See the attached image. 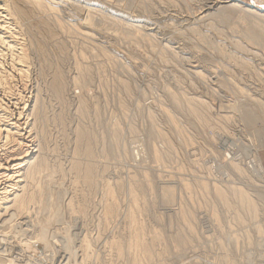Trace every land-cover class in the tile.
I'll list each match as a JSON object with an SVG mask.
<instances>
[{"label":"rangeland","instance_id":"374dc122","mask_svg":"<svg viewBox=\"0 0 264 264\" xmlns=\"http://www.w3.org/2000/svg\"><path fill=\"white\" fill-rule=\"evenodd\" d=\"M221 1L46 0L44 2L48 4L47 7L50 5L48 10L37 12L36 16L31 18L32 20H21L16 27L19 30L22 26L20 34L13 40L22 44L21 46L24 45L27 58H29L22 76H17L13 65L10 66L12 52L10 49L6 50L7 46L4 49L5 44L1 43L0 54L3 53V55L1 54L0 58H6L0 60L7 71L13 74V78L9 74L10 77L6 76L7 84L9 83L13 90L21 88L27 96L32 95L31 97L34 98L36 94L41 110L46 112H43L44 115L39 118L42 119L47 115L41 120L43 123L37 119L35 129L31 130L29 143L33 147L37 144L41 147V153L44 155L42 159L43 161L46 159V164H48L46 170L50 171L47 173L45 166L41 173L42 183L45 182L43 183L46 189L44 192H48V196L53 200V208L57 211L60 208L62 213L60 212L59 216L63 217H58L56 224L51 223L44 227L46 236L41 238L43 241H34L26 250L22 249L24 246L21 244L22 248L16 245V249H10V244H8L10 241H7L8 235L15 238L12 233L15 231L13 225L17 221L21 222V219L17 220L20 217L16 216L15 223L14 217L9 218L8 221H13L8 222L5 229L0 223V264H80L76 262L74 256L79 252L78 250H82V238H88L89 241L92 239L88 243L92 244L88 246V250L89 247L92 248L89 250L91 258L85 260L86 264L129 263L127 261H130L132 256L128 255L131 252L129 253L126 249L123 255L125 258L123 259V256L118 258V255H115V249L111 248L107 241L116 237L119 241L122 239L124 243L126 242V244L122 243L125 246L129 241V221L126 222L127 216L124 214L128 212L126 202L130 199L127 183H131L132 179L136 180L137 188L141 185V191H138L142 198H145L141 200L142 202H138L139 208H142L139 209L140 222L142 226L146 225L142 231L145 232L142 235L146 238L143 239L151 240V243L155 241L154 245L152 243V249L155 247L152 260H149L150 263L144 261L142 264H167V262L168 264H196L195 262L198 264H264V2L241 0L250 7L248 10H241V12L237 10L229 18L221 19L217 17L218 11L221 7L230 4ZM39 17L48 20L55 29L53 37L43 38V41L41 38L44 56L38 53L35 37L29 27V25L33 26L32 21ZM23 21L28 26L26 23L23 25L24 23H21ZM58 24L61 25L62 31H59ZM30 38L34 39L35 43ZM19 39L22 41L19 42ZM80 66L90 73L85 70L88 73L87 75L85 73L86 79L89 78L86 80L87 83H83L85 85L74 81L80 74ZM56 67L62 72L66 83L62 97H57L58 94L53 95L52 88L49 86L52 71ZM11 90L12 88L6 89L8 94L12 92L10 95L5 94L6 102L12 100L13 90ZM172 94L178 97L177 101L182 106L175 101L178 104L177 107ZM80 96L84 100L88 97L85 103L89 108L85 109L87 111L83 113L84 115L79 110ZM189 98L193 101L196 99L206 101L208 118L205 114L202 120V115L199 117L188 111ZM11 109L13 111L14 107H10ZM246 110L254 114L253 121L244 118ZM26 115L27 111L24 110L25 118ZM193 118L196 119L193 120ZM29 119H27L28 122L32 120V117L29 116ZM76 127L86 128L85 131L88 129V134H92L93 138L95 135L93 142L95 146L93 147L92 144V148L95 149L97 155L93 158V163H96L97 168L95 178L97 190L94 189V192H97L95 195L94 192L91 194L88 192L90 200L86 210L84 209L87 215L80 210L82 206L78 207L83 199L81 195L87 193V191L80 190L85 187L81 183L83 181L77 178L79 179L76 180L78 188L72 183L76 175H73L75 170L72 171L76 165V161L74 163L73 160L79 157L73 153L77 141ZM154 129L161 134L156 135ZM114 130L118 133H114ZM104 154H107V157ZM80 156L78 163L81 162L80 159L82 162L84 159L82 155ZM256 156L261 163L260 176L255 174L257 173L254 164ZM70 162L74 165L72 166ZM239 169L243 171L240 173ZM69 171H71L70 174ZM129 178L132 179L129 180ZM44 180H48V183ZM148 180L154 187L150 186ZM55 182L56 188H54ZM119 182L121 184L124 182V184L121 185ZM194 182H196L195 186L200 188L199 190L193 188ZM105 183L111 184L114 203L117 205L115 206L116 218H113L109 227H102L98 220L103 213V208H101L103 207V203L101 204L103 191L101 190H104ZM188 184L192 187L190 188ZM216 184L230 193L231 198L234 197L231 194L233 190L243 187L247 196L254 200L259 209L256 208L254 214L248 211L246 213L240 207L239 201H235L234 207H228L213 192ZM233 184L238 187H234ZM166 185L172 189V198L171 196L167 198L165 195L163 189L167 188H165ZM84 190L87 189L84 188ZM201 195L206 196L209 203ZM74 196H77V199ZM73 199L78 200L76 204ZM69 201L73 205L74 213H71L72 209H68L65 205L70 203ZM35 203L39 206L40 199ZM92 204L96 206L93 208ZM183 208L189 211L188 219L191 227H188L179 215ZM45 210L46 208L42 212L37 211L39 216L35 215L37 214L36 209L35 212L32 211L34 213L30 212L31 217L29 218H32V223L31 220L30 223H22L20 228L16 227L21 232L18 229L16 232L30 234L33 232L34 223L35 228L38 231L41 230L39 226L43 227L44 219L49 217H47L48 209ZM159 213L161 216L158 215ZM157 216L160 219H157ZM58 225H62L63 231L56 228ZM175 229L181 232H176ZM156 231L159 233L157 236L154 234ZM57 233L60 234L59 236H68L69 246L60 245ZM177 235L186 241L178 242ZM154 237H157V241ZM15 243L19 241L14 240ZM34 243H39V245ZM163 247L165 248L162 249ZM107 254L112 256L111 260ZM177 259L179 263L174 261Z\"/></svg>","mask_w":264,"mask_h":264},{"label":"bare ground","instance_id":"6f19581e","mask_svg":"<svg viewBox=\"0 0 264 264\" xmlns=\"http://www.w3.org/2000/svg\"><path fill=\"white\" fill-rule=\"evenodd\" d=\"M44 1H46V0H44ZM43 0H0V9H2V12H0V46L2 47V45H1V43L2 44H5V45H3V48L5 47V46H7L6 48V50H8V49H10V51L12 52V54H10V53H8V54H10L11 55V57H12V55H13V57H12V60H11V62L10 63H12L10 66H12L13 67V69L15 70V71H17L16 72V74H17V76L18 75H21V74H23V72L26 70L25 68H24V66H27L26 64H27V59H29V58H27V53H26V50H25V48L23 47V46H21L22 44H19L18 42H14L15 40H13L14 38H16V37H18L17 35H19L20 34V32L19 31H21L20 30V28L22 27H20L19 28V30H17L16 29V27H18V25H19V22L21 21V20H25V19H31V18H33V16L35 15L36 16V14H37V12H39V11H41V12H43L45 9H47L48 10V7L50 6H48L47 7V5L48 4H45V2H44ZM221 1V0H220ZM260 1H262V2H264V0H260ZM221 2H229L230 4H228L227 6H224V7H221V9L218 11V13H217V17H220L221 19H227V18H229L230 16H232L233 14H235L236 12H237V10H239L240 12H241V10L242 11H246V10H248V8H250V7H248L245 3H243L241 0H223V1H221ZM47 3V2H46ZM52 3H53V1H52ZM52 6V5H51ZM238 7H239V9H238ZM50 9V8H49ZM54 9V8H53ZM51 10V9H50ZM251 10V9H250ZM258 10H261V9H258ZM46 11V10H45ZM49 12H52V11H49ZM50 19V18H49ZM32 20V19H31ZM51 20V19H50ZM30 21V20H29ZM29 21H27V22H29ZM33 22V26L32 25H29V27H30V29H31V31H32V35H34V37H35V41H36V48H37V50L39 51L38 53H41V54H43V56H44V48H43V44L41 43V38H42V41H43V38H48V37H53V35L55 34V29L53 28V26H51L50 25V23L48 22V20H46L45 18L43 19H40V17L38 18V19H35V20H33L32 21ZM51 22V21H50ZM21 23H24V21L23 22H21ZM26 23V22H25ZM25 23L23 24V25H25ZM53 23H54V21H53ZM57 23V22H56ZM61 23V22H60ZM59 23V24H60ZM30 24V23H29ZM32 24V23H31ZM55 24V23H54ZM58 24V25H59ZM20 25H22V24H20ZM26 25H27V23H26ZM58 25H57V27H58ZM28 26V25H27ZM32 26V27H31ZM64 26V25H63ZM62 26V27H63ZM59 27H60V30L59 31H62L61 30V25H59ZM23 30V29H22ZM31 31H30V34H31ZM58 32V31H57ZM86 32V31H85ZM22 33V32H21ZM140 33V32H139ZM25 34V33H24ZM28 34V33H27ZM61 34V33H60ZM21 36H23V33H22V35ZM21 36H19V38L21 37ZM28 36V35H27ZM31 36V35H30ZM29 36V37H30ZM147 36V35H146ZM150 36V35H149ZM33 37V36H32ZM22 38V37H21ZM27 39H28V37H27ZM31 40H32V38H30ZM20 41L19 42H21L22 40L21 39H19ZM26 40V39H25ZM34 40V39H33ZM32 40V41H33ZM16 41H18V40H16ZM29 41V40H28ZM48 41H50V40H48ZM31 42V41H30ZM34 42V41H33ZM25 43V42H24ZM35 43V42H34ZM50 43V42H49ZM57 43H59V42H57ZM60 45H62L61 43H59ZM59 44H57L58 46H60ZM55 47V46H54ZM64 46H62V49H64L63 48ZM5 49V48H4ZM1 50H3V49H1ZM60 50H61V48H60ZM28 51V50H27ZM1 52H4V51H1ZM9 52V51H8ZM37 52V51H36ZM47 52V51H46ZM5 53V52H4ZM2 55H3V53H1ZM0 54V55H1ZM41 54H40V56H41ZM5 55V54H4ZM10 55H9V57H10ZM7 56V55H6ZM29 56V55H28ZM2 57V56H1ZM10 57V58H11ZM42 57V56H41ZM40 57V58H41ZM4 58H6V57H4ZM4 58H0V59H4ZM45 59H46V57H44ZM61 59V58H60ZM10 60V59H9ZM5 61V60H4ZM32 61V60H31ZM5 64V63H4ZM8 64H9V62H8ZM7 65V64H6ZM19 65V66H18ZM86 66V65H85ZM7 67V66H6ZM81 68H79L80 69V74H78L77 75V77H76V79L74 80V81H76L78 84H83V83H87V81L86 80H88V79H86V77L87 76H85V73L86 72H88V70L87 69H85V70H87L86 72H85V70L82 68V66H80ZM11 68V67H10ZM9 68V69H10ZM87 68V67H86ZM25 69V70H24ZM76 69V68H75ZM78 68H77V70H79ZM29 69H27V71H28ZM10 71H11V69H10ZM53 75H51V80H50V84H49V86H51L50 88H52L51 89V91H50V89H49V87H48V89H49V91L54 95L55 94V96H56V94H58V96L57 97H59V96H61V94H62V92H64L63 91V89H65L64 88V84H66L65 83V80H64V76H63V74H62V72L60 71V69H58V67H56L53 71ZM25 73H27V72H25ZM44 73V72H43ZM47 73V72H46ZM89 73V72H88ZM88 73H86V75L88 74ZM11 75V77H12V75L13 74H10L8 71H7V69L3 66V63H2V61L0 60V223H1V227H4V229H5V225L8 223V222H10V221H13V220H10V221H8V219L10 218V219H12V217H14L15 218V221H14V223L17 221V220H19V219H21V222L20 221H17V223L16 224H12L13 225V228L15 229V231L14 232H12L13 233V235L15 236V238L14 237H12V235H8V236H6V237H8L7 239V241L9 242L10 241V243H8V244H10V249H16V247H20V244H21V246H24L23 248L22 247H20V248H22L23 250H26V248H29V245H31L34 241L35 242H41V241H43V240H41V238H43V237H45L46 235H44V232H45V230H44V227H46L47 225H50L51 223H55V222H57L58 221V217H60V218H62L63 216H59V213L61 212L60 211V208L58 207V205H59V203H58V205H57V209H58V211L57 210H55L53 207V200H52V198L51 197H49L48 196V192L46 193V192H44V189H45V185H43V183H45V182H43L42 183V176L43 175H41V173H43L42 171H43V168L47 165L48 166V164H46V159H44V161H43V156L44 155H42V153H41V147L37 144V145H35L34 147L32 146V144H30L29 142L31 141V140H29V138L31 137V130H33V129H35V126H36V122H37V119H39L40 117H42L41 115H44V113L43 112H45V111H42L41 110V106H39V103H38V101L39 100H37L36 99V94H35V97L33 98V97H31L30 95L29 96H27L25 93H24V90H22L21 88L20 89H15L14 88V90H13V87H10L11 85L8 83L7 84V81H6V76L7 75ZM41 74V73H40ZM90 74V73H89ZM8 75V77H10ZM25 76H28V75H26V74H24ZM22 76V75H21ZM88 77H89V75H88ZM13 78V77H12ZM18 78V77H17ZM25 78V77H24ZM173 78V77H172ZM9 80H10V78H8ZM92 79V78H91ZM175 79V78H174ZM14 80H15V78L13 79V81L12 82H14ZM11 81V80H10ZM20 80H18V82H19ZM21 81H23L22 79H21ZM20 81V82H21ZM43 81V80H42ZM86 81V82H85ZM11 82V83H12ZM17 82V83H18ZM27 84V83H26ZM44 84V83H43ZM76 83H74V85H75ZM122 84V83H121ZM24 85V84H23ZM83 85H85V84H83ZM16 86V85H15ZM26 86V85H25ZM77 86V85H76ZM123 86H124V84H123ZM17 87V86H16ZM22 87V86H21ZM78 87H80V86H78ZM125 87V86H124ZM8 88V90H10L11 88H12V90H13V95H11V101H5V94L7 93V91H6V89ZM40 88V87H39ZM83 89H84V87H82ZM87 89V88H86ZM11 90V91H12ZM80 90V89H79ZM85 90V89H84ZM10 91V92H11ZM67 91V90H66ZM69 91V90H68ZM242 91V90H241ZM9 92V93H10ZM53 92H55V93H53ZM12 93V92H11ZM10 93V94H11ZM10 94H8L7 93V95H10ZM28 94H29V92H28ZM64 94V93H63ZM62 94V95H63ZM170 95H171V93H170ZM173 96V100H174V103H178L179 101H177V98H176V96H174V94H172ZM78 96H79V94H78ZM182 96V95H181ZM180 96V97H181ZM247 96V95H246ZM249 96V95H248ZM7 97H9V96H7ZM62 97V96H61ZM60 97V98H61ZM10 98V97H9ZM30 98V99H29ZM38 98V97H37ZM55 98V97H54ZM82 98V99H81ZM86 98H88V97H86ZM86 98H85V100H86ZM187 98V97H186ZM62 99V98H61ZM79 99V98H78ZM77 99V100H78ZM185 99V98H184ZM190 99V98H189ZM9 100V99H8ZM81 100V101H80ZM80 100H79V102H81V105H80V108H79V110H80V112L83 114V113H85V111H87V110H85L87 107L89 108V106H87L88 104H86L85 103V100H84V98L83 97H81L80 96ZM192 99H190V102H188L189 104H188V111H190L191 113H194V114H196V115H202V120L204 119V117H205V114L206 113H208V112H206V110L208 109V105L206 104V101L204 102L203 100H192ZM176 101V102H175ZM173 102V101H172ZM58 103V102H57ZM176 103V104H177ZM186 103V102H185ZM179 104H180V102H179ZM181 105V104H180ZM182 106V105H181ZM10 107H14V109H13V111H12V109L10 110ZM43 107V106H42ZM78 107H79V105H78ZM177 107H178V104H177ZM87 108V109H88ZM183 109V108H182ZM184 109H185V107H184ZM14 110H15V112H14ZM24 110L25 111H27V115H26V118L23 116V114H24ZM262 110V109H261ZM209 111V110H208ZM46 113V112H45ZM87 113V112H86ZM188 113V112H187ZM186 113V114H187ZM210 113V112H209ZM190 114V113H189ZM16 115V116H15ZM31 116L32 117V120L30 121V122H28L27 121V119H29V116ZM55 115V114H54ZM84 115V114H83ZM91 115V114H90ZM23 116V117H22ZM47 115H45L44 116V118L46 117ZM197 116V117H198ZM199 116V117H200ZM196 117V116H195ZM206 117L208 118V116H207V114H206ZM44 118H42V119H44ZM244 118L246 119V120H251V121H253L254 120V114L252 113V112H249V111H245V113H244ZM42 119H39L38 121L39 122H41V120ZM172 119V118H171ZM196 119V118H195ZM194 118H193V120H195ZM30 120V119H29ZM62 120V119H61ZM173 120V119H172ZM199 120H200V118H199ZM201 120V121H202ZM59 121V120H58ZM200 121V122H201ZM196 122V121H195ZM41 123H43V122H41ZM62 123V122H61ZM154 123V122H153ZM202 123H203V121H202ZM116 124V123H115ZM173 124V123H172ZM195 124V123H194ZM200 124V123H199ZM198 124V125H199ZM175 125V124H174ZM196 125H197V122H196ZM115 126V125H114ZM113 126V127H114ZM117 126V125H116ZM153 125H151V127H152ZM203 126V125H202ZM154 127V126H153ZM116 128V127H115ZM200 128V127H199ZM76 133H77V141H76V147H74L75 149H74V152L73 153H75V156H78L79 155V157H81L80 155H82L83 156V158L86 160V161H84V159H83V162H82V159H80V163H78V159H79V157L76 159V160H73V162L75 163V161H76V165L74 166V169H72V171L73 170H75V173H73V175H75V177H74V182H72V181H69V182H72L73 184H75V186L77 187V185H76V180H77V178H80V179H82L81 181H83V182H81V183H83V186H85L84 188H86L87 190H84V188H83V190L82 189H80L82 192H85V191H87V193L85 192L84 194H82V192L81 191H79V192H81V194L83 195H81V199H82V197H83V199H82V202H81V205L79 204V206L78 207H80V206H82V208L80 209L81 211H85L86 209V207H87V203L89 202V195L91 194V192L93 193L94 192V189L95 190H97V188H95L96 186V180H95V178H96V173H97V168H96V163L94 164L93 163V158H94V155H96L95 154V149L93 150V148H92V144H93V142L95 141L94 139H95V135H94V138H93V136H92V134L90 135V134H88L89 132H87L88 131V129H87V131H85L84 129H86V128H77L76 127ZM114 129V128H113ZM117 130V129H116ZM119 130V129H118ZM117 130V131H118ZM113 131V130H112ZM117 131H115L114 130V133L115 132H117ZM160 131V130H159ZM40 132V131H39ZM43 132V131H42ZM92 132H93V130H92ZM36 133V132H35ZM112 133V132H111ZM118 133V132H117ZM154 133L157 135V134H159L160 132H158L157 130H155L154 129ZM153 133V131H152V134H154ZM95 134V133H94ZM104 134V133H103ZM161 134V133H160ZM165 135V134H164ZM35 136V135H34ZM102 136V135H101ZM113 136V135H112ZM159 136V135H158ZM166 136V135H165ZM33 137V136H32ZM117 137V136H116ZM119 137V136H118ZM117 137V138H118ZM161 137V136H160ZM159 138V137H158ZM168 138H169V136H168ZM31 139V138H30ZM115 139V138H114ZM113 139V140H114ZM164 139H166L165 137H164ZM170 139V138H169ZM186 139V138H185ZM184 139V141L186 142V140ZM100 140H101V138H100ZM104 140V139H103ZM110 141L112 140V139H109ZM97 141V140H96ZM170 141V140H169ZM183 141V140H182ZM191 141V140H190ZM34 142V141H33ZM100 142H102V140L100 141ZM115 142H116V140H115ZM118 142V141H117ZM167 142H168V140H167ZM32 143V142H31ZM114 143V142H113ZM173 143V142H172ZM187 143V142H186ZM34 144H35V142H34ZM96 144V143H95ZM102 144H103V142H102ZM112 144V143H111ZM33 148H32V147ZM95 145L93 144V147H94ZM103 146V145H102ZM106 146V145H105ZM172 147H173V144H172ZM155 148V147H154ZM99 149V148H98ZM174 149V148H173ZM102 150H103V148H102ZM107 150V149H106ZM155 150V149H154ZM176 150V149H175ZM94 151V152H93ZM177 151V150H176ZM43 152V151H42ZM106 153V152H105ZM109 154V153H108ZM159 154V153H158ZM255 154V153H254ZM107 154H104V156H106ZM72 156V155H71ZM74 156V155H73ZM74 156V157H75ZM97 156V155H96ZM73 157V158H74ZM107 157V156H106ZM75 159V158H74ZM156 159V158H155ZM69 161V160H68ZM72 161V160H71ZM154 161V160H153ZM157 161V160H156ZM45 162V164L43 165V163ZM71 163V165H72V162H70ZM235 163V162H234ZM51 164V163H50ZM232 164V163H231ZM236 164H237V162H236ZM239 164V163H238ZM255 167H256V172L257 173H255L256 175L258 174L259 176H260V174H261V171H262V168H261V163H260V160L258 159V157L256 156L255 157ZM254 164H253V170H254ZM70 165V166H71ZM74 165V164H73ZM72 165V166H73ZM235 165V164H234ZM47 166H46V168H45V170L47 169ZM71 166V167H72ZM232 166V165H231ZM239 165H236V167H238ZM240 167V166H239ZM58 168H59V166H58ZM69 170V169H68ZM252 170V169H251ZM61 171V170H60ZM239 171H240V173H241V171H243L242 169L240 170L239 169ZM46 172H47V170H46ZM50 172V171H49ZM49 172H47V173H49ZM51 172H52V168H51ZM53 174H55V171L53 170ZM68 172V171H67ZM70 172L71 171H69V174H70ZM56 174H57V172H56ZM145 174H146V172H145ZM44 175H46V174H44ZM50 175H48V177H49ZM70 176V175H69ZM68 176V177H69ZM47 177V176H46ZM56 177V176H55ZM72 177V176H71ZM130 177V176H129ZM76 178V179H75ZM63 179V178H62ZM127 179V178H126ZM132 178H129V180H131ZM255 179V178H254ZM79 180V179H78ZM77 180V181H78ZM168 180H170V179H168ZM183 180V179H182ZM44 181H46V180H44ZM48 181V180H47ZM46 181V182H47ZM51 181V180H50ZM54 181V180H53ZM120 181V180H119ZM124 181V180H123ZM133 181V179L130 181L131 183H127V185H129V187H127L128 188V190L127 191H129V194L128 195H130V196H128V198L130 197V199H128V202H126V204L128 203V212L126 213V214H124V215H126L127 217H126V222H128L129 223V228H130V230H129V241H128V236L126 235V237H127V241H128V243H127V245L125 246L124 244H126V242L124 243L123 241H122V239H120V241H119V238H116V239H118V240H116L115 238H112L110 241H107L109 244H110V246H111V248H114L115 249V255L119 258V257H121L122 258V256L125 254V252H126V249L127 250H129L128 252L131 254H129L128 255V253L126 254V255H128V256H132V257H130V261L128 260L127 262H129V263H127V264H142L144 261H149L154 255L153 254H155L154 253V248L152 249V243H151V240L150 241H145L143 238H146L145 237V235H144V237H143V235L142 234H145V232L143 233L142 231H144V226H146V225H143L142 226V223L140 222L141 220L139 219V217H140V214H139V204H138V202L139 201H141L143 198H142V196H141V194H140V192L138 191V190H140V188H141V185H139L138 186V188H137V183H135V181L136 180H134L133 182L135 183H133L132 182ZM150 180H148V182H149ZM118 182V181H117ZM151 182V181H150ZM149 182V184H150V186H152L151 185V183ZM183 182V181H182ZM185 182V181H184ZM188 182V181H187ZM197 182V181H196ZM196 182H194V184H192V185H194V189H198V187L197 186H195V183ZM204 182V181H203ZM48 183V182H47ZM80 183V182H79ZM99 183V182H98ZM120 183V182H119ZM146 183V182H145ZM188 183H190V182H188ZM54 184V183H53ZM104 184V183H103ZM121 184V183H120ZM124 184V182L121 184V185H123ZM149 184H148V187H150L149 186ZM191 184V183H190ZM55 185H56V182H55ZM54 185V186H55ZM66 185V184H65ZM144 185V184H143ZM146 185V184H145ZM168 185V184H167ZM167 185L165 186V188L167 187ZM189 185V184H188ZM217 185V184H216ZM223 185V184H222ZM226 185V184H225ZM228 185H230V184H228ZM81 186V185H80ZM117 186H118V184H117ZM125 186H126V184H125ZM161 186H163V185H161ZM169 186V185H168ZM186 186V185H185ZM190 186V185H189ZM198 186H199V183H198ZM205 186H208V185H205ZM219 184L217 185V186H214V191L213 192H215V194L221 199V201L225 204V205H227L228 207H230V206H232V207H234L235 206V201L237 202V201H239L240 202V207H242L243 208V210H245L246 211V213H247V211L248 212H250V214L252 213V214H254L255 212H256V204L254 203V200L253 199H251L250 197H248L247 196V194H246V192H245V190H243L244 188L242 187V188H237L236 190H233V192L231 193V194H233L234 195V199L233 198H231L232 197V195L230 196V193H227L226 191H224V190H222L221 188V186H219ZM233 186H234V184H233ZM237 185H235L234 187H236ZM49 187V186H48ZM51 187V186H50ZM57 187V185L54 187V188H56ZM75 187V188H76ZM79 187V186H78ZM77 187V188H78ZM119 187V186H118ZM143 187H145V186H143ZM152 187H154V186H152ZM160 187V186H159ZM192 186H190V188H191ZM211 187H212V185H211ZM221 187V188H220ZM225 187H227V186H225ZM229 187V186H228ZM230 187H231V185H230ZM238 187V186H237ZM239 187H241V186H239ZM77 188H76V190H77ZM104 188V190H101V191H103V201H105V202H101V204L103 203V207H101V208H103V213H101L102 215H101V217H100V219H98V220H100L99 221V225H102V227H109V225L112 223V221H113V218H116L115 217V215H116V208H115V206H117V205H115V203H114V200H115V198L113 197V193H112V189H111V184H108V183H105V187H103ZM120 188H121V186H120ZM151 188V187H150ZM164 188V187H163ZM174 188V187H173ZM202 188V187H201ZM209 188V187H208ZM48 189V188H47ZM69 189H71V188H69ZM73 189V188H72ZM119 189V188H118ZM122 189V188H121ZM145 189H148V188H146L145 187ZM193 189V190H194ZM200 189V188H199ZM198 189V190H199ZM209 189H211V188H209ZM223 189H224V187H223ZM226 189V188H225ZM228 189V188H227ZM46 190V189H45ZM52 190V189H51ZM55 190V189H54ZM57 190V189H56ZM79 190V189H78ZM152 190V189H151ZM163 190H165V195H166V197L167 196H171L172 194H173V192H172V189H171V187L169 188V187H167L166 189H163ZM192 190V189H191ZM212 190H213V188H212ZM50 191V190H49ZM67 191H69V190H67ZM126 191V192H127ZM141 191V190H140ZM194 191H197V190H194ZM194 191H193V193H194ZM227 191H229V190H227ZM231 191V190H230ZM229 191V192H230ZM51 192V191H50ZM73 192V191H72ZM90 194H89V193ZM97 192V191H96ZM96 192H94V195H95V193ZM151 192V191H150ZM161 193L163 192V191H160ZM201 192V191H200ZM208 192V191H207ZM212 192V191H211ZM75 193V192H74ZM76 193H78V192H76ZM128 193V192H127ZM202 193H204V192H202ZM80 194V193H79ZM153 194V193H152ZM211 194H213V193H211ZM73 195V194H72ZM77 195V194H76ZM143 195V194H142ZM164 194H163V196H165ZM193 195V194H192ZM53 196V195H52ZM71 196V195H70ZM80 196V195H79ZM79 196H78V198H79ZM188 196V195H187ZM197 196V194H195V198H197L196 197ZM201 196H204V195H201ZM54 197V196H53ZM75 197V196H74ZM77 197V196H76ZM75 197V199H77ZM92 197V196H91ZM165 197V198H166ZM180 197V196H179ZM206 196H204V199L206 200V198H205ZM57 198H58V196H57ZM60 198V197H59ZM100 198V197H99ZM168 198V197H167ZM170 198H172V196L170 197ZM191 198H192V196H191ZM199 198V197H198ZM202 198V197H201ZM40 199V201H41V204L39 205V206H36L35 204V202L37 201V200H39ZM54 199H55V197H54ZM75 199H73L74 200V202H75V204H76V201H78V200H76L75 201ZM80 199V200H81ZM145 199V198H144ZM181 199V198H180ZM184 199V198H183ZM203 199V198H202ZM63 200V199H62ZM73 200H71V201H73ZM92 200H93V198H92ZM154 200V199H153ZM169 200V199H168ZM196 200V199H195ZM199 200V199H198ZM201 200V199H200ZM199 200V201H200ZM202 201L201 200V202H206V201ZM59 202H61L60 200H58ZM101 201V200H100ZM123 201H125V200H123ZM155 201V200H154ZM161 201V200H160ZM63 202V201H62ZM68 202V201H67ZM70 202V201H69ZM116 202V201H115ZM142 202V201H141ZM153 202V201H152ZM200 202V203H201ZM208 202V201H207ZM40 203V202H39ZM57 203V202H56ZM79 203V202H78ZM91 203V202H90ZM90 203H89V205H90ZM98 203V202H97ZM187 203V202H186ZM209 203V202H208ZM207 203V204H208ZM101 204H100V206H101ZM117 204V203H116ZM180 204H182L181 202H180ZM205 204V203H204ZM54 205H55V207H56V204L54 203ZM63 205V204H62ZM65 205H67V208L68 209H72V211L71 210H69V211H71V213H74L73 212V205L71 204V202L70 203H68V204H65ZM94 204H92V206H93ZM154 205V204H153ZM156 205V204H155ZM200 205V204H199ZM209 205V204H208ZM237 205V204H236ZM91 206V205H90ZM96 206V205H95ZM95 206H93V208L95 207ZM202 206H203V203H202ZM207 206V205H206ZM183 207H185L184 205H183ZM186 207H188V205L186 206ZM196 207H197V205H196ZM199 207V206H198ZM46 208V210L45 211H47V209H48V211L47 212H49L48 214H47V212H46V214H47V217H44V218H47V219H44V221H43V227L41 226H39V228H42L41 230H37L36 228H35V226L36 225H32V228H33V232L32 233H30V234H24V233H20V232H16V227L17 226H19V228H20V225H22V223L24 224V222H25V224H27V223H30L29 221L32 219V218H29V214H30V212H32V211H34L35 209H36V212L35 213H37V211H39V212H42V210L43 209H45ZM91 208V207H90ZM92 208V209H93ZM97 208V207H96ZM118 208V207H117ZM126 208V209H127ZM154 208V207H153ZM208 208V207H207ZM236 208V207H235ZM235 208H233V209H235ZM61 209H62V206H61ZM83 209V210H82ZM85 209V210H84ZM142 209V208H141ZM140 209V210H141ZM143 209H144V207H143ZM199 209H201V208H199ZM257 209H259V208H257ZM119 210V209H118ZM155 210V209H154ZM202 210V209H201ZM204 210H205V208H204ZM228 210H229V208H228ZM230 210H232V208L230 209ZM66 211V210H65ZM75 211V210H74ZM89 211V210H88ZM101 211V210H100ZM126 211V210H125ZM178 211V210H177ZM34 212H32V213H34ZM79 212V211H78ZM99 212V211H98ZM121 212H122V210H121ZM143 212V211H142ZM159 212V211H158ZM204 212V211H203ZM62 213V212H61ZM60 213V214H61ZM70 213V212H69ZM82 213V212H81ZM85 213V212H84ZM178 213H179V211H178ZM191 213V212H190ZM193 213V212H192ZM213 213L216 215V213H215V210H213ZM39 213H37V214H35V215H38ZM45 214V213H44ZM45 214V215H46ZM67 214V213H66ZM77 214H79V213H77ZM86 214V213H85ZM84 214V215H85ZM88 214V213H87ZM86 214V215H87ZM144 214V213H143ZM157 214V213H156ZM249 214V213H248ZM32 215V214H31ZM76 215V214H75ZM158 215H160V213L158 214ZM179 215H180V217L187 223V225H188V227H191V223H189L190 221H189V219H188V216H189V211H187L186 209H181V211H180V213H179ZM179 215H177L178 217H179ZM201 215V214H200ZM257 215V214H256ZM16 216L18 217H20V218H18L17 220H16ZM39 216V215H38ZM80 216V215H79ZM147 216V215H146ZM161 216V215H160ZM213 216V215H212ZM250 216V215H249ZM31 217V216H30ZM84 217V216H83ZM141 217H142V215H141ZM193 217H195L194 215H193ZM198 217V216H197ZM252 217H253V215H252ZM34 218V217H33ZM37 218V217H36ZM39 218V217H38ZM144 218V217H143ZM155 218V217H154ZM22 219H23V221H22ZM24 219H26L25 221H24ZM40 219V218H39ZM157 219H160V218H158V216H157ZM202 219V218H201ZM34 220V219H33ZM41 220H43V219H41ZM60 220V219H59ZM144 220V219H143ZM177 220V219H176ZM39 221V220H38ZM27 222V223H26ZM60 222V221H59ZM31 223H32V220H31ZM38 223V222H37ZM41 223V222H40ZM40 223H38V224H40ZM172 223V222H171ZM56 224V223H55ZM148 224H149V222H148ZM170 224V223H169ZM29 225V224H28ZM64 226V225H63ZM97 226V225H96ZM151 226H152V224H151ZM170 227H171V225H169ZM205 226V225H204ZM216 226V225H215ZM11 227V226H10ZM31 227V226H30ZM56 227V226H55ZM65 227V226H64ZM101 227V226H100ZM123 227H124V225H123ZM122 227V228H123ZM149 227V226H148ZM169 227V228H170ZM175 227V226H174ZM212 227V226H211ZM56 228H58V230H61V231H63L62 229V225L60 226V225H58V227H56ZM112 228V227H111ZM127 228V227H126ZM177 228V227H176ZM13 229V230H14ZM22 229V228H21ZM23 229H25L24 227H23ZM22 229V230H23ZM104 229V228H103ZM147 229H149V228H147ZM155 229V228H154ZM202 229V228H201ZM12 230V231H13ZM27 230V229H26ZM67 230V229H66ZM141 230V231H140ZM159 230V229H158ZM171 230V229H170ZM176 230V229H175ZM5 231H7V230H5ZM5 231H4V235H5ZM36 231H38V233L36 232ZM60 231V232H61ZM64 231H65V229H64ZM109 231V230H108ZM117 231V230H116ZM151 231V230H150ZM178 231H180V230H178ZM177 230H176V232H178ZM3 232V231H2ZM10 232H11V230H10ZM23 232H25V230L23 231ZM28 232H29V230H28ZM58 232V231H57ZM60 232H58V233H60ZM65 232H67V231H65ZM65 232L63 233V234H65ZM97 232V231H96ZM119 232V231H118ZM149 231L147 230V233H148ZM171 232V231H170ZM181 232V231H180ZM57 233V234H58ZM161 233H163V232H161ZM67 234V233H66ZM123 234H124V232H123ZM150 234H152V233H150ZM155 236H157L159 233L156 231L155 233ZM170 234V233H169ZM208 234V233H207ZM210 234V233H209ZM3 235V234H2ZM60 234H58V236H59ZM98 235V234H97ZM100 235V234H99ZM110 235V234H109ZM121 235V234H120ZM120 235H119V237H120ZM147 235V234H146ZM176 235V234H175ZM10 236L12 237V238H10ZM122 236V235H121ZM148 236H149V234H148ZM173 236V235H172ZM171 236V237H172ZM97 237H100V236H97ZM174 237V236H173ZM177 237H178V242H182V243H184L185 241H186V239H184L183 237H180V236H178L177 235ZM206 237V236H205ZM210 237V236H209ZM14 238V239H13ZM67 238H68V236L66 237V235H64V236H59V239H60V245L62 246H66L67 247V245L68 244H70L69 243V240H67ZM85 238V237H84ZM106 237H104V239H105ZM122 238H123V236H122ZM148 238H150V237H148ZM155 238V240L157 239V237H154ZM160 238H161V236H160ZM165 238V237H164ZM164 238H162V239H164ZM10 239V240H9ZM40 239V240H39ZM88 238H85V239H81V240H83V242H81V248H82V250L80 251V250H78L79 252H77V254H76V256H74L75 258V260H76V262L78 263V262H80V264L83 262V264L85 263V260H87V258H91V257H89V250H90V248L91 247H89V250H88V246L90 245H92V244H88L90 241H92V239L89 241V239L87 240ZM96 239V238H95ZM94 239V240H95ZM106 239H108V238H106ZM151 239H153V238H151ZM170 239V238H169ZM173 239V238H172ZM175 239V238H174ZM206 239V238H205ZM14 240H18L19 241V243H15L14 244ZM38 240V241H37ZM154 240V239H153ZM190 240V239H189ZM5 241V240H4ZM96 241H98V239L96 240ZM95 241V242H96ZM99 241H100V238H99ZM106 241V240H105ZM104 241V242H105ZM122 241V242H121ZM125 241V240H124ZM157 241V240H156ZM159 241V240H158ZM173 241V240H172ZM213 241V240H212ZM17 242V241H16ZM161 242V241H160ZM6 243V242H5ZM103 243V242H102ZM106 243V242H105ZM122 243H124V244H122ZM154 243H155V241H154ZM154 243H153V245H154ZM172 243V242H171ZM236 243H237V241H236ZM35 244V243H34ZM108 244V245H109ZM175 244V243H174ZM178 244V243H177ZM215 244V243H214ZM235 244V243H234ZM17 245V246H16ZM35 245H39V243H37V244H35ZM104 245V244H103ZM158 245H159V243H158ZM158 245H156V246H158ZM240 245V244H239ZM7 246V245H6ZM16 246V247H15ZM69 246V245H68ZM175 246H176V244H175ZM235 246V245H234ZM9 247V246H8ZM32 247V246H31ZM34 247V246H33ZM65 247V248H66ZM178 247V246H177ZM216 247V246H215ZM62 248V247H61ZM64 248V249H65ZM79 248V247H78ZM80 248V249H81ZM110 248V247H109ZM109 248H108V250H109ZM165 247H163L162 249H164ZM4 249V248H3ZM92 249V248H91ZM107 249V248H106ZM171 249V248H170ZM169 249V250H170ZM173 249V248H172ZM179 249V248H178ZM238 249H239V246H238ZM6 250V249H5ZM107 250V251H108ZM198 250V249H197ZM220 250V249H219ZM240 250V249H239ZM4 251V250H3ZM92 251V250H91ZM160 251V250H159ZM216 251V250H215ZM228 251V250H227ZM99 252V251H98ZM105 252V251H104ZM114 252V251H113ZM161 252H162V250H161ZM171 252V251H170ZM175 252V251H174ZM24 253V252H23ZM111 253H112V250H111ZM157 253V252H156ZM167 253H169V252H167ZM175 253H177V252H175ZM182 253V252H181ZM96 254V253H95ZM98 254V253H97ZM114 254V253H113ZM158 254L160 255V253L158 252ZM186 254V253H185ZM195 254V253H194ZM198 254V253H197ZM108 255V254H107ZM159 255H156L157 257H159ZM163 255H165V254H163ZM177 255H179V254H177ZM181 255V254H180ZM179 255V256H180ZM206 255V254H205ZM216 255V254H215ZM109 256V255H108ZM161 256V255H160ZM175 256V255H174ZM178 256V257H179ZM188 256V255H187ZM199 256V255H198ZM110 257V256H109ZM112 257V256H111ZM111 257L109 258L110 260H111ZM171 257H173V256H171ZM212 257V256H211ZM218 257V256H217ZM230 257V256H229ZM106 259H107V257H105ZM117 258V259H118ZM125 257L123 256V259H124ZM156 258V257H155ZM175 258V257H174ZM190 258V257H189ZM99 259H101V258H99ZM116 259V260H117ZM127 259H129V258H127ZM170 259V258H169ZM176 259V258H175ZM180 259V258H179ZM183 259H185L184 258V256H183ZM187 259V258H186ZM232 259V258H231ZM95 261L96 260H98V259H94ZM115 260V261H116ZM152 260V259H151ZM156 260V259H155ZM166 260V259H165ZM164 260V261H165ZM173 260V259H172ZM204 260V259H203ZM219 260V259H218ZM217 260V261H218ZM226 260V259H225ZM2 261H3V259H2ZM88 261H91V260H89L88 259ZM99 261V260H98ZM158 262H159V259L157 260ZM174 261H177V263H179L178 262V259L177 260H174ZM188 261V260H187ZM199 261V260H198ZM94 262V261H93ZM119 262V261H118ZM161 262V261H160ZM185 262V261H184ZM189 262V261H188ZM1 263H3V262H1ZM75 263V262H74ZM111 263V262H110ZM119 263H121V262H119ZM149 263H150V261H149ZM157 263V262H156ZM166 263V262H165ZM192 263V262H191ZM196 264H198V262H195ZM202 263V262H201ZM86 264V263H85ZM88 264V263H87ZM90 264V263H89ZM98 264V263H97ZM102 264V263H101ZM108 264V263H107ZM112 264V263H111ZM146 264V263H145ZM159 264V263H158ZM160 264H162V263H160ZM167 264H168V262H167ZM181 264H183V263H181ZM194 264V263H193ZM235 264V263H234Z\"/></svg>","mask_w":264,"mask_h":264}]
</instances>
